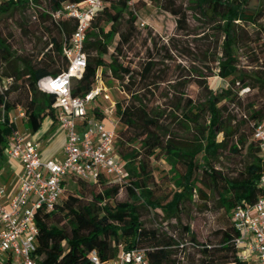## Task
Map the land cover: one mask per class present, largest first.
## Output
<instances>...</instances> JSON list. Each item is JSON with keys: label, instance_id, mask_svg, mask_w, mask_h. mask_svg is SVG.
Returning <instances> with one entry per match:
<instances>
[{"label": "trees", "instance_id": "1", "mask_svg": "<svg viewBox=\"0 0 264 264\" xmlns=\"http://www.w3.org/2000/svg\"><path fill=\"white\" fill-rule=\"evenodd\" d=\"M65 1L79 0H50L49 7L36 0H0V13L26 10L31 19L50 21L59 33L65 34L62 40L52 36L46 42L48 55L37 61L15 54L0 36V62L4 65L1 76L8 80V86L0 92V164L5 159L7 137L16 129L11 114L17 106L25 109L32 131L39 128L47 116L57 120L51 105L53 95L38 90L37 82L45 76H56L66 68L67 60L62 47L74 25L71 20L55 21L51 16ZM128 1L106 0L104 8L91 20L83 45L86 67L82 76L73 78L71 83L72 94L83 96L91 89L99 73L104 82L107 77L114 79L124 94L115 99L114 116L119 125L115 149L125 166L129 182L126 185L127 198L116 200L122 185L104 175L96 182L75 178L76 187L65 188L64 199L61 196L52 210L38 209L35 212L38 226L36 244L41 256L39 264H91V251L97 253L101 262H107L117 256L120 248L143 249L144 264H248L240 257L235 245L237 232L231 216L237 204H252L262 194L258 180L264 169V159L258 141L253 137V127L257 121L264 119V105L251 106L244 120L249 124L248 133L245 132L241 123L234 125L223 116L219 105L222 100H233L231 86L211 89L206 81L211 73L204 74L203 71H199L202 80V99L199 102L182 91L164 107L144 101V94L140 91L143 87L136 88L137 80H144L152 73L155 65L152 55L139 70L120 58L121 46L129 42L130 30L134 29L136 20V15L128 11L127 29H118L122 15L128 9ZM165 1V5L161 6L176 16L177 29L184 28L187 24L185 10L174 1ZM208 1L223 3L225 11L208 17L204 10ZM248 1L194 0L192 5L214 34L212 49L209 52L203 50V57L210 54L212 61L216 62L217 75L229 79L232 85L238 81L242 87L249 86L246 81L248 75L239 67L238 59V49L247 34L244 27L254 24L257 26L256 33L264 35V25L258 22L264 16V0H258L255 9L248 8ZM116 34L118 40L111 48ZM203 35L206 38L207 35ZM55 64L57 66L54 67ZM254 79L259 87L264 88V77ZM176 84L171 86L175 89ZM12 92L14 94L10 95ZM93 112L97 116L102 115L98 106L93 107ZM167 119L169 122L163 123ZM183 132L190 136L183 135ZM219 133L222 134L221 140L217 139ZM228 140H233L231 147L234 151L246 146L256 153V162L247 165L241 177L233 179L224 178L212 165ZM151 156H163L174 169L177 164L183 167L182 171H178L174 180L175 189L167 199L156 198L154 189L149 186L152 175L145 160ZM199 170L216 189L219 179L223 181L218 194L230 223L220 229L218 237L200 243L189 225L185 224L182 229L189 234L188 245L182 236L177 237L167 229L145 227L140 213L142 207L157 209L167 220H180L185 200L192 192L197 189L203 194L197 186ZM86 186L91 188L90 199L82 195L81 189Z\"/></svg>", "mask_w": 264, "mask_h": 264}, {"label": "rangeland", "instance_id": "2", "mask_svg": "<svg viewBox=\"0 0 264 264\" xmlns=\"http://www.w3.org/2000/svg\"><path fill=\"white\" fill-rule=\"evenodd\" d=\"M36 1L44 7L50 5V0ZM130 1L131 4H128L127 11L123 13L118 29L120 31L127 29L128 11L136 15V20L134 29L130 30L129 42L121 46L120 58L135 70H139L141 64L152 55V60L155 63L152 73L144 80H137L136 88L143 87L140 91L144 94V101L153 106L164 107L171 98L178 96L179 92L182 91L194 101L199 102L202 99L200 86L202 80L199 71H203L204 74L211 73L206 78L211 89L218 90L230 86L232 89L233 100L225 99L219 104L223 116L231 120L234 125L241 123V128L248 133L249 124L244 123V120L248 117L251 106L264 105V88L259 87V83L254 79V77H264V35L256 33L257 26L254 24L245 25L247 34H244L243 44L238 49L239 67L247 73L246 81L249 83V86L242 87L238 81L232 85L229 83V79L217 75L216 62L212 61L210 54L207 53L206 57H203V50L211 51L212 49L214 34L209 25L203 21V18L192 9L194 0H171L186 13L187 24L180 29L176 27V16L161 6L162 4L165 5V0ZM204 10L208 17H214L216 12H224L225 7L223 3L208 1L204 5ZM141 21L144 22V26L140 25ZM258 22L264 25V16ZM204 33L205 36L207 35L206 38H203ZM64 35L59 33L50 21L40 20L38 22L31 19L26 10L17 9L0 13V36L5 39L6 44L15 54L26 56L33 61L46 57L49 52V46H46V42L52 36L62 40ZM117 40L118 35L116 34L111 48ZM50 53L54 55V52L50 51ZM60 65L61 63H59ZM3 67L4 65L0 62V92L8 86L7 78L1 76ZM107 81L105 84L109 89L110 100L99 97L97 100L87 102L86 110L90 118L95 117L93 112L95 105L105 112L112 100L124 96L120 93L114 79L107 77ZM153 84H157V86L155 87ZM172 84H176L175 89L171 86ZM13 94L14 92L10 93V95ZM15 111L16 114L23 112L26 116L25 109L20 105L15 108ZM168 122L169 119L163 123L167 124ZM185 133L183 132V135L190 136L189 133ZM217 139H222L221 133L217 135ZM232 143L233 140H228L225 146L220 149L218 157L212 161L214 169L227 179L241 177L245 167L256 162V153L253 149L249 150L245 146L234 151L231 147ZM135 146L138 147L139 144L136 143ZM145 161L147 169L152 175V178L149 179V186L154 189L155 197L161 200L167 199L175 189L174 180L177 178L178 171L183 170L182 165L177 164L176 169H174L163 156H151ZM109 177L114 178L113 175ZM218 183L219 186L216 189L202 170H199L197 186L203 194L201 195L197 189L192 192L189 198L185 200V207L180 214V220H167L161 216L157 209L142 207L140 213L145 227L167 229L169 233H174L177 237L182 236L189 245V234L184 233L182 229L183 225L188 224L200 243L215 240L220 229L225 228L230 223L229 216L219 200L218 190L221 191L222 179H219ZM74 186L76 187L75 179L74 182L69 179L66 181L65 188L72 189ZM90 189L89 186L81 189L82 195L86 199L91 198ZM126 198V185H122L115 199L125 200Z\"/></svg>", "mask_w": 264, "mask_h": 264}, {"label": "built area", "instance_id": "3", "mask_svg": "<svg viewBox=\"0 0 264 264\" xmlns=\"http://www.w3.org/2000/svg\"><path fill=\"white\" fill-rule=\"evenodd\" d=\"M128 4H131L130 0ZM104 6V0L65 1L51 13L55 21L68 19L74 25L62 47L66 68L56 76H45L37 82L38 90L53 95L51 105L65 135L63 157L42 160L36 141L17 129L8 135L6 155L19 161L22 169L7 203L6 191L0 182V264H39L35 212L52 210L68 179L96 182L104 175L120 185L129 184L125 166L115 149L118 126L114 116L115 99L105 112L99 109L101 116L95 114L90 118L86 110V103L91 100L99 97L110 100L103 78L97 73L93 86L83 96L73 95L71 87L72 79L80 78L86 67L83 50L86 30ZM140 25L144 26V22ZM20 115L24 116V113ZM104 120L111 128L106 127ZM253 137L257 139L264 159V119L254 124ZM111 175L114 178H110ZM258 186L262 194L252 204H237L231 219L237 232L234 241L240 257L247 258V253H252L258 264H264V169ZM89 260L91 264H144V250L120 248L117 256L107 262H101L97 253L91 251Z\"/></svg>", "mask_w": 264, "mask_h": 264}, {"label": "crops", "instance_id": "4", "mask_svg": "<svg viewBox=\"0 0 264 264\" xmlns=\"http://www.w3.org/2000/svg\"><path fill=\"white\" fill-rule=\"evenodd\" d=\"M16 114L14 111L11 115L14 118L16 129L36 141L39 145L40 157L42 160L61 159L63 157V143L65 135L60 130L57 120H53L47 116L43 119L41 125L32 131L27 122L26 116ZM19 120V122H17ZM107 128H111L110 123L104 120ZM22 165L19 161L10 159L5 153V159L0 164V182L4 185L6 191L5 202H8V196L16 189L18 177L21 172ZM245 259L248 264H258L256 256L247 253Z\"/></svg>", "mask_w": 264, "mask_h": 264}, {"label": "water", "instance_id": "5", "mask_svg": "<svg viewBox=\"0 0 264 264\" xmlns=\"http://www.w3.org/2000/svg\"><path fill=\"white\" fill-rule=\"evenodd\" d=\"M257 4H258V0H249L248 1V8H250V9H255L256 8V6H257ZM53 102V100L51 101V103Z\"/></svg>", "mask_w": 264, "mask_h": 264}]
</instances>
